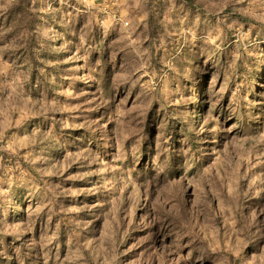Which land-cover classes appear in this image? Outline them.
Instances as JSON below:
<instances>
[{
	"label": "rangeland",
	"instance_id": "rangeland-1",
	"mask_svg": "<svg viewBox=\"0 0 264 264\" xmlns=\"http://www.w3.org/2000/svg\"><path fill=\"white\" fill-rule=\"evenodd\" d=\"M0 257L264 264V0H0Z\"/></svg>",
	"mask_w": 264,
	"mask_h": 264
},
{
	"label": "trees",
	"instance_id": "trees-1",
	"mask_svg": "<svg viewBox=\"0 0 264 264\" xmlns=\"http://www.w3.org/2000/svg\"><path fill=\"white\" fill-rule=\"evenodd\" d=\"M23 1H25L26 3L29 2V0H23ZM15 7H17V6L15 5ZM199 92H200L199 94L202 95L201 98H203V99L201 100V105H200V107H198L196 112H195V107H192L191 116H192V120H193L194 123L199 121L201 119V117L204 118V116H205L204 115L205 114L204 110H205V107L207 105V101H206V98H205V95H204V92H206V87L201 89V91H199ZM196 115H197V117H196ZM31 260H32V258L27 259L26 260V264H31ZM3 261L4 260L1 259V257H0V264H2Z\"/></svg>",
	"mask_w": 264,
	"mask_h": 264
}]
</instances>
